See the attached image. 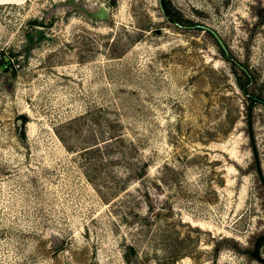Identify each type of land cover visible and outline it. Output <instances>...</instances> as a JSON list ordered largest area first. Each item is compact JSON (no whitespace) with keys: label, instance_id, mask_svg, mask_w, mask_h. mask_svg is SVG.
Instances as JSON below:
<instances>
[{"label":"rangeland","instance_id":"374dc122","mask_svg":"<svg viewBox=\"0 0 264 264\" xmlns=\"http://www.w3.org/2000/svg\"><path fill=\"white\" fill-rule=\"evenodd\" d=\"M166 2L0 0V264H264V0Z\"/></svg>","mask_w":264,"mask_h":264},{"label":"trees","instance_id":"16d2710c","mask_svg":"<svg viewBox=\"0 0 264 264\" xmlns=\"http://www.w3.org/2000/svg\"><path fill=\"white\" fill-rule=\"evenodd\" d=\"M163 6H164V9H165V15L166 17L170 20V21H176L177 19H175V17L173 16V14L171 13L170 9L168 8V4L166 2V0H163ZM223 51V50H222ZM224 53V51H223ZM225 54V53H224ZM246 69V68H245ZM244 73H246L248 75V70L246 69L243 70ZM249 78V82H251V78L248 76ZM259 99L257 97H250V101L251 103H254L255 101H258ZM23 119V123L26 122V117L22 118ZM249 124H250V127H251V124L252 122L249 121ZM21 138H24V132L22 131L21 132V135H20ZM116 136L115 135H112L110 134V138L113 139L115 138ZM250 140H251V145H252V151H253V154H254V158H255V166H256V171H257V174L260 178V181L263 185V188H264V171H263V167H262V163H261V159H260V150L257 146V143H256V138H255V135L252 131V127L250 129ZM97 144V143H96ZM95 144V145H96ZM100 145L96 146L95 148L99 147ZM95 148H91L89 150H94ZM96 150V149H95ZM88 151V150H86ZM97 151V150H96ZM264 245V235L260 236L257 241H256V244H255V251H254V256L255 258H257L259 261L263 262L264 263V259L261 258V255H260V247Z\"/></svg>","mask_w":264,"mask_h":264},{"label":"water","instance_id":"95a60500","mask_svg":"<svg viewBox=\"0 0 264 264\" xmlns=\"http://www.w3.org/2000/svg\"><path fill=\"white\" fill-rule=\"evenodd\" d=\"M158 5H159V8H160L161 12L166 17L165 9H164V6H163V0H158ZM196 27L211 33L215 37L217 42L219 43V45L222 48V50L224 51V53L226 55L229 54V51H228L225 43L223 42L221 37L213 29H211L209 27H206V26H196ZM241 68L246 71V69L244 67H241ZM5 71H8L12 76H15V74H16V69H15L14 65L11 63V61L7 57L4 58V63L0 66V72H5Z\"/></svg>","mask_w":264,"mask_h":264}]
</instances>
